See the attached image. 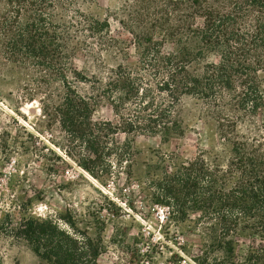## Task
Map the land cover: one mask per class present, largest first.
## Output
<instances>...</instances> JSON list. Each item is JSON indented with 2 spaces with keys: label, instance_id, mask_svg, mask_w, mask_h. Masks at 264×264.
Segmentation results:
<instances>
[{
  "label": "trees",
  "instance_id": "16d2710c",
  "mask_svg": "<svg viewBox=\"0 0 264 264\" xmlns=\"http://www.w3.org/2000/svg\"><path fill=\"white\" fill-rule=\"evenodd\" d=\"M77 2L0 0V64L24 73L28 87L43 95L42 111L92 176L107 174L112 157L130 159L135 135H182L181 102H197L214 123L219 149L198 150L177 165L158 163L161 176L148 182L153 202L172 220L197 214L210 234L206 248L224 254L211 263L264 264V0H122L118 23L137 62L115 66L99 54H124L128 44ZM72 44L92 54L89 73L71 64ZM102 106L113 121L95 118ZM60 220L69 230L49 217L8 233L46 264H97L100 233L92 238L74 220ZM242 234L251 245L235 257L232 237Z\"/></svg>",
  "mask_w": 264,
  "mask_h": 264
},
{
  "label": "rangeland",
  "instance_id": "374dc122",
  "mask_svg": "<svg viewBox=\"0 0 264 264\" xmlns=\"http://www.w3.org/2000/svg\"><path fill=\"white\" fill-rule=\"evenodd\" d=\"M76 5L86 15L106 20L110 36L128 44L126 54L116 48L99 52L106 66L137 62L131 38L118 23L122 0H78ZM88 44L95 55V41ZM83 48L72 44L70 62L89 73L92 54ZM28 84L24 73L0 64V264H46L8 232L25 220L49 217L64 230L69 229L60 223L62 217L74 220L92 238L100 233L103 249L97 264H213L214 258L224 256L206 248L210 234L198 226L197 214L172 220L166 208L154 204L148 186L161 176L155 169L158 163L177 165L198 150L219 149L214 123L197 102H181L182 135H135L130 159L119 163L112 157L107 174L97 171L92 176L80 166L59 124L42 111L43 95ZM261 113L264 121V109ZM95 118L114 120L108 106L98 107ZM124 138L117 135L119 142ZM232 241L234 256H245L250 238L242 234Z\"/></svg>",
  "mask_w": 264,
  "mask_h": 264
}]
</instances>
